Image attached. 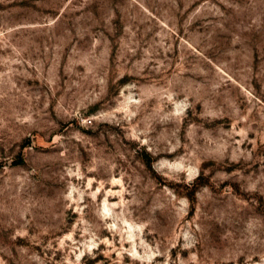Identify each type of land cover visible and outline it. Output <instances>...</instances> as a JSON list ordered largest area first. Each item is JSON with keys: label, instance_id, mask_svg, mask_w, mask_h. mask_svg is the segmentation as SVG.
Listing matches in <instances>:
<instances>
[{"label": "rangeland", "instance_id": "rangeland-1", "mask_svg": "<svg viewBox=\"0 0 264 264\" xmlns=\"http://www.w3.org/2000/svg\"><path fill=\"white\" fill-rule=\"evenodd\" d=\"M0 264H264V0H0Z\"/></svg>", "mask_w": 264, "mask_h": 264}, {"label": "bare ground", "instance_id": "bare-ground-1", "mask_svg": "<svg viewBox=\"0 0 264 264\" xmlns=\"http://www.w3.org/2000/svg\"><path fill=\"white\" fill-rule=\"evenodd\" d=\"M130 226H131V224H130ZM131 230V229H130Z\"/></svg>", "mask_w": 264, "mask_h": 264}]
</instances>
